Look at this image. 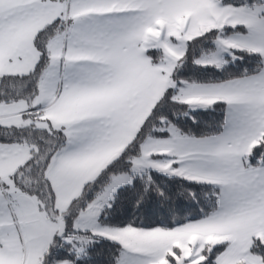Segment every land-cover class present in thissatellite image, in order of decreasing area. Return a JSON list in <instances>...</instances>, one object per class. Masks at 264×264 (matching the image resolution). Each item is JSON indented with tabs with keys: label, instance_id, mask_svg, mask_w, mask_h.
<instances>
[{
	"label": "snow or ice",
	"instance_id": "obj_1",
	"mask_svg": "<svg viewBox=\"0 0 264 264\" xmlns=\"http://www.w3.org/2000/svg\"><path fill=\"white\" fill-rule=\"evenodd\" d=\"M0 264H264V0H0Z\"/></svg>",
	"mask_w": 264,
	"mask_h": 264
}]
</instances>
